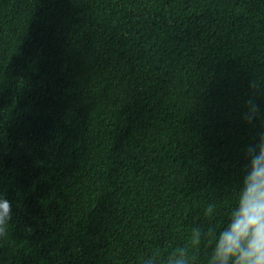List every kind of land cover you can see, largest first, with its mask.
<instances>
[{"label":"trees","instance_id":"16d2710c","mask_svg":"<svg viewBox=\"0 0 264 264\" xmlns=\"http://www.w3.org/2000/svg\"><path fill=\"white\" fill-rule=\"evenodd\" d=\"M250 81L264 0H0V264H160L221 227L264 128Z\"/></svg>","mask_w":264,"mask_h":264},{"label":"clouds","instance_id":"9594fccd","mask_svg":"<svg viewBox=\"0 0 264 264\" xmlns=\"http://www.w3.org/2000/svg\"><path fill=\"white\" fill-rule=\"evenodd\" d=\"M253 91L246 101L242 116L253 127L264 123V107L257 102L261 90L249 82ZM247 160L240 187L235 195L227 221L217 227L193 226L185 233L184 241L174 248L160 264H198V253L205 243L211 245L204 264H264V128L244 149ZM217 203L209 201L203 215L215 217ZM12 222V203L0 195V239L7 238ZM140 264H158L156 254L145 256Z\"/></svg>","mask_w":264,"mask_h":264}]
</instances>
